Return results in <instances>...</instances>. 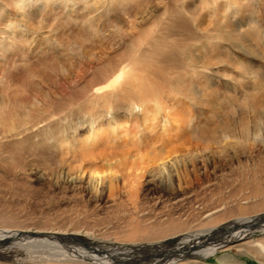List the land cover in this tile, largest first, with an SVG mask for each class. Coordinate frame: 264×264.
Segmentation results:
<instances>
[{
  "label": "rangeland",
  "instance_id": "374dc122",
  "mask_svg": "<svg viewBox=\"0 0 264 264\" xmlns=\"http://www.w3.org/2000/svg\"><path fill=\"white\" fill-rule=\"evenodd\" d=\"M160 2L168 7L169 13L182 0H136L133 7L117 15L110 11L100 13L104 7L98 0L80 1L68 8L61 7L59 2L47 7L42 4L41 9L34 7L33 13L35 9L39 14L25 20L27 28L35 32L27 55L30 58L20 60L22 57L17 54L8 55L11 63L3 83L14 79L10 87L12 99L14 96L23 99L29 119H36L50 110L52 104L56 105V101L68 100L85 86L102 79L109 69L119 72L127 61L118 57L103 65L95 56L98 53L99 57L104 48L97 46L104 41L109 46L114 43L113 48L119 43L129 44L128 39L123 40L131 28L126 20H133L128 15L134 19H139L142 13L150 16L153 5ZM194 5L200 9L201 31L218 27L216 20L203 17L200 5ZM259 5L252 10L264 23V0ZM165 7L156 9L152 18L140 23L142 28L133 32L138 30L142 35L137 33L131 39L147 36L154 27H160L159 16ZM117 20L125 23L118 24L121 31L114 28ZM231 26L224 25L220 39L203 36L196 41L201 59L195 64L196 77L190 74L192 64L188 63L186 74L178 68L177 74L182 75L181 91L185 95L169 92L161 97L162 105L158 108L150 103L147 111L120 112L118 126L101 125L95 134L92 149L96 156L92 160L88 157L77 160L71 154L64 160L59 159L58 152L42 144L43 147L35 146L39 138L36 132L15 135L13 139L1 138L6 133L1 131L0 228L88 229L96 238L81 237L79 243L114 249L138 238L146 226L165 228L178 222L183 214L195 216L197 206L208 208L228 202L227 210L236 213L234 199L241 193L258 187L264 190V143L257 144L250 138L245 147L243 144L237 148L232 147L234 139L231 143L228 141L230 144L202 139L227 119L238 120L235 130L239 136L246 130L264 134V36L254 37L249 48L251 44L238 40ZM240 42L247 45L246 52L237 46ZM78 43L82 46H77ZM46 64L53 68L45 69ZM4 66L0 62V77ZM166 68L163 65L161 72L168 73ZM152 83L164 84L156 79ZM4 92L0 86V98L13 102L4 97ZM203 92L206 94L203 98H190ZM24 111L13 108L10 116L18 115L22 120L27 117ZM87 134L86 128L80 129L77 137L82 140ZM155 154L163 155L158 159ZM169 179L173 180V189L166 190ZM101 236L117 241L110 243L106 237L101 240ZM176 241L170 245L177 247ZM233 257H237L235 250L220 251L207 262L220 264L219 260ZM239 258L247 264H258L252 257ZM29 260L30 255L19 245L0 251V264H24ZM228 263L231 262L225 264Z\"/></svg>",
  "mask_w": 264,
  "mask_h": 264
},
{
  "label": "bare ground",
  "instance_id": "6f19581e",
  "mask_svg": "<svg viewBox=\"0 0 264 264\" xmlns=\"http://www.w3.org/2000/svg\"><path fill=\"white\" fill-rule=\"evenodd\" d=\"M80 1L84 0H0V62L5 65L4 74L0 77V86L5 91L6 99H12L13 89L11 88L13 86L11 87V85L14 81L13 78H9L7 83H3L11 63L8 55L17 54L18 57H22L20 60L30 58L27 55L30 53L31 39L35 37L33 36L35 32L27 28L25 20L33 17L35 13L39 14V12H35V9L33 13V8L41 9L42 4L44 7L50 4L54 6L57 2L64 8L75 7ZM98 1L104 7L100 13L110 11L117 15L118 12L123 13L124 10L133 7L136 0ZM262 1L182 0L169 13H167L168 7L163 6V2H160L153 5L150 11L152 18V13L156 9L165 7L159 16L160 27L158 25L154 27L147 36L143 35L132 39L130 36L133 37L137 33L142 35V32H138V30L142 28L140 27L142 23L149 20L150 16H148L149 13H145V15L142 13L139 19H134V16L128 15L129 19L133 18V20H126L131 28L130 32H126V37L123 40L128 39L129 44L125 46L119 43L116 48H113L114 43L109 46V42L104 41L97 46L104 48L100 52L102 54L97 57V53L95 56V59L101 60L103 65L112 63L118 57L121 60L123 57L127 63L119 72L109 69L107 75H104L102 79L100 77L91 85L79 88L81 90L77 94L74 93L68 100L56 101V105L52 104L50 110L43 112L44 115L36 119H32L34 117L29 119L30 116L26 111L27 103L23 99L14 96L13 102L7 103L5 99L0 98V135L1 131L6 132V135L3 134L1 138H13L15 135L36 132L35 134L39 138L35 142V146L42 144L53 152H58L59 159H66L69 157L68 154L77 160L93 158L95 152L92 147L95 134L100 130L101 125L107 123L112 127L113 124H117V115L120 112L131 113L138 109L147 111L150 103L155 104L158 108L161 104V97L169 92L185 95L180 87L182 75L177 73L182 68L181 72L186 74L188 63H190L193 66L190 70L191 76H197L198 69L195 64H198L201 59L198 58L199 54H197L195 43L200 37L209 36L212 39H220L224 25L229 27V24H233L230 28L233 29V33L235 32L234 36L240 41L244 40L250 43L249 48L253 46L251 41L254 37L261 39V34L264 36V23L252 9L259 7V3ZM195 3L201 6L203 17L207 20H216L218 27L208 32L201 31L202 29L198 25L201 18L200 9L194 5ZM67 17H71V15L68 14ZM114 24L117 25H114V28L118 31L122 30L118 24L125 25L123 20H117ZM247 28L248 30H245ZM136 29H138L137 33H134L133 31ZM46 40L49 41V39ZM77 46L82 45L78 43ZM122 46L125 48L120 52ZM188 46L191 49L187 50ZM237 46H240L244 52L248 50L246 49L247 45H241V42ZM258 51L260 50L258 49ZM111 53L116 55L111 57ZM163 65L168 67L166 69L169 72L166 74L160 70ZM51 66L53 65L46 64L45 69H52ZM174 73L177 75L173 76ZM155 79L164 84H153L152 81ZM204 95L206 96L204 92L197 93L190 98L200 99ZM47 96L46 94L45 97ZM11 106L17 111L19 108L20 110L24 109L25 113L23 112V114L27 117L21 120L18 115L10 116L13 109ZM6 114L8 115L5 117ZM237 121L234 119L222 121L208 134L209 136L202 137V139L227 144H230V140L234 139L231 144L232 147L237 148L243 147V144L250 138L257 144L264 143V134L250 133L246 130L242 136L241 134L239 136L235 130ZM84 128L88 130V134L86 138L79 140L78 130ZM82 142L83 146H81ZM66 155L68 156L66 157ZM162 155L155 154L154 157L160 159ZM97 180L98 183L101 182L99 177ZM165 189H173V180L169 179L165 183ZM253 201L260 202L249 206ZM234 202L237 207L236 213L233 212L234 210H227L228 202L208 208L197 206L195 216L183 214L178 222H173L170 226L168 224L165 228L155 229L146 226L141 234H138V238L125 241L128 242L126 245L123 244L114 249L94 246L93 243H79L81 237L96 238L95 233L88 229L79 231L74 227L66 230L61 228L48 230L46 228L45 230L0 228V251L8 249L12 245L21 246L30 255V260L24 264H212L207 260L216 253L235 250L237 257L229 258L230 260H219L220 264H225L228 261L231 262L230 264H247L246 261L239 258L241 256L252 257L258 264H264V190L258 187L250 192L241 193L238 199H234ZM101 237V240L107 238L106 236ZM174 240L178 241H176L177 247H174V244L170 245ZM107 241L116 243L117 240L109 237Z\"/></svg>",
  "mask_w": 264,
  "mask_h": 264
}]
</instances>
